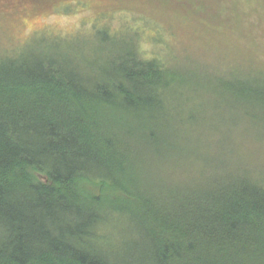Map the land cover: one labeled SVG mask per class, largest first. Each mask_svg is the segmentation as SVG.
Here are the masks:
<instances>
[{
	"label": "trees",
	"instance_id": "obj_1",
	"mask_svg": "<svg viewBox=\"0 0 264 264\" xmlns=\"http://www.w3.org/2000/svg\"><path fill=\"white\" fill-rule=\"evenodd\" d=\"M97 39L0 55V264H264V174L179 141L185 71Z\"/></svg>",
	"mask_w": 264,
	"mask_h": 264
},
{
	"label": "rangeland",
	"instance_id": "obj_2",
	"mask_svg": "<svg viewBox=\"0 0 264 264\" xmlns=\"http://www.w3.org/2000/svg\"><path fill=\"white\" fill-rule=\"evenodd\" d=\"M105 29L136 39L141 57L185 71L200 88L190 105L174 104L182 144L203 136V157L219 149L223 164L264 174V106L239 96L237 81H264V0H0V55L38 37L91 45Z\"/></svg>",
	"mask_w": 264,
	"mask_h": 264
}]
</instances>
